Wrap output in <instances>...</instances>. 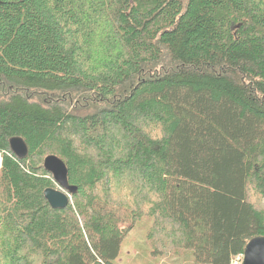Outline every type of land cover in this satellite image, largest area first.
Returning <instances> with one entry per match:
<instances>
[{
	"label": "trees",
	"instance_id": "trees-1",
	"mask_svg": "<svg viewBox=\"0 0 264 264\" xmlns=\"http://www.w3.org/2000/svg\"><path fill=\"white\" fill-rule=\"evenodd\" d=\"M0 90V264H115L129 229L89 192L110 172L157 196L191 264L264 237V0H0ZM54 153L75 210L44 200Z\"/></svg>",
	"mask_w": 264,
	"mask_h": 264
},
{
	"label": "rangeland",
	"instance_id": "rangeland-1",
	"mask_svg": "<svg viewBox=\"0 0 264 264\" xmlns=\"http://www.w3.org/2000/svg\"><path fill=\"white\" fill-rule=\"evenodd\" d=\"M101 36L105 38L103 34ZM94 50H100L98 40L94 43ZM9 95L8 92L0 90V100ZM29 96L40 101L41 94L30 92ZM63 105L67 110H71L77 105V100H66ZM81 111L84 113L85 109L82 107ZM87 144L76 141L72 148H76L74 149L76 154L85 157L88 161L103 162L104 153L95 150L94 145L87 146ZM52 155L58 157L55 153ZM110 173L112 177L109 181L105 178L89 192L91 196L95 195V199L100 204L111 209L115 214L117 212V217L120 216L117 223L120 230L129 229L121 242L115 264H191L192 261L189 259L187 260L190 263L184 260L189 252L182 247L185 244L183 231L158 212L152 211L157 196L147 189H142L141 185L133 184L135 182L132 173ZM249 184H251L247 187L249 202L258 209H264V199L256 194L253 184ZM50 188L61 190L53 179ZM81 203V200L70 197L69 204L72 205L73 210Z\"/></svg>",
	"mask_w": 264,
	"mask_h": 264
},
{
	"label": "water",
	"instance_id": "water-1",
	"mask_svg": "<svg viewBox=\"0 0 264 264\" xmlns=\"http://www.w3.org/2000/svg\"><path fill=\"white\" fill-rule=\"evenodd\" d=\"M9 145L11 152L17 159L26 158L28 149L21 138H12ZM43 168L61 188V190L45 189L43 192L44 200L52 210L66 209L70 197L76 193L77 189L68 183V170L65 163L57 156L49 155L43 161ZM242 264H264V237L254 238L247 243L243 252Z\"/></svg>",
	"mask_w": 264,
	"mask_h": 264
},
{
	"label": "built area",
	"instance_id": "built-area-1",
	"mask_svg": "<svg viewBox=\"0 0 264 264\" xmlns=\"http://www.w3.org/2000/svg\"><path fill=\"white\" fill-rule=\"evenodd\" d=\"M1 163H2V155L0 153V170H1ZM242 263H243V254L234 256L230 260V264H242Z\"/></svg>",
	"mask_w": 264,
	"mask_h": 264
},
{
	"label": "bare ground",
	"instance_id": "bare-ground-1",
	"mask_svg": "<svg viewBox=\"0 0 264 264\" xmlns=\"http://www.w3.org/2000/svg\"><path fill=\"white\" fill-rule=\"evenodd\" d=\"M1 153V152H0Z\"/></svg>",
	"mask_w": 264,
	"mask_h": 264
}]
</instances>
